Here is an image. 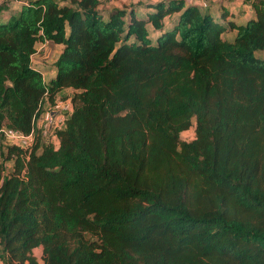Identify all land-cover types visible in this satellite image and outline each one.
I'll list each match as a JSON object with an SVG mask.
<instances>
[{"label":"trees","instance_id":"16d2710c","mask_svg":"<svg viewBox=\"0 0 264 264\" xmlns=\"http://www.w3.org/2000/svg\"><path fill=\"white\" fill-rule=\"evenodd\" d=\"M99 5L0 0V127L35 129L0 136V264H264V0L244 23ZM59 96L54 145L35 119Z\"/></svg>","mask_w":264,"mask_h":264},{"label":"crops","instance_id":"0c3cea01","mask_svg":"<svg viewBox=\"0 0 264 264\" xmlns=\"http://www.w3.org/2000/svg\"><path fill=\"white\" fill-rule=\"evenodd\" d=\"M159 1L163 0H100L99 8L107 13L113 9H128L132 5H137L136 14L141 17H146L147 14L153 10V8H151L150 6L146 7L144 5L154 4ZM252 1L253 0H186L187 3L198 4L200 7H202V9L209 8L213 15L217 18H221L223 12L225 11L227 13L226 19H233L237 23L246 22V20L253 14ZM152 33L154 34V32ZM57 45L60 46V54L63 45ZM41 70L46 77L45 70ZM51 71L53 73L47 78L55 74V68H52Z\"/></svg>","mask_w":264,"mask_h":264},{"label":"built area","instance_id":"2783aa9c","mask_svg":"<svg viewBox=\"0 0 264 264\" xmlns=\"http://www.w3.org/2000/svg\"><path fill=\"white\" fill-rule=\"evenodd\" d=\"M47 43L48 42H42L41 45H46ZM42 74L45 78V74ZM72 110L73 101L71 96L57 97L52 103L47 104L44 111L36 117L35 125L40 129L42 135L47 136L50 134L55 136L53 134L55 129L64 125L67 116ZM34 130L35 129L26 134L3 125L0 127V136H3L8 143L17 144L24 149H30L35 142Z\"/></svg>","mask_w":264,"mask_h":264},{"label":"rangeland","instance_id":"374dc122","mask_svg":"<svg viewBox=\"0 0 264 264\" xmlns=\"http://www.w3.org/2000/svg\"><path fill=\"white\" fill-rule=\"evenodd\" d=\"M17 5L18 4L12 6L10 11L12 12L15 11L17 9ZM37 49H38L37 53L34 55L33 58V64L45 70L46 78H47L53 73L51 70L59 54L60 46L52 43H47L46 45H41V43H39L37 45ZM47 137L49 142L51 141L54 145H58L59 141L55 136L48 134ZM181 137L182 139L185 140L193 139L195 137V125L193 124V126L190 129L182 132ZM3 165L5 172H8L12 167V162L8 160L4 162ZM35 253L37 256H39L41 253V249L40 248L35 249Z\"/></svg>","mask_w":264,"mask_h":264}]
</instances>
